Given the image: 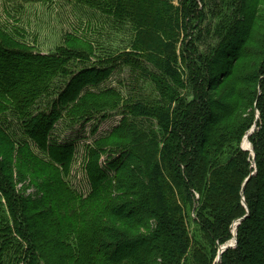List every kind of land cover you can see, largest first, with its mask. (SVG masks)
<instances>
[{"label": "trees", "instance_id": "16d2710c", "mask_svg": "<svg viewBox=\"0 0 264 264\" xmlns=\"http://www.w3.org/2000/svg\"><path fill=\"white\" fill-rule=\"evenodd\" d=\"M70 1L101 24L50 54L0 24V264H216L246 215L219 264H264V0ZM121 67L128 98L83 92ZM116 111L119 125L85 153L90 187L79 191L75 146L53 127ZM255 124L253 167L241 144Z\"/></svg>", "mask_w": 264, "mask_h": 264}, {"label": "rangeland", "instance_id": "374dc122", "mask_svg": "<svg viewBox=\"0 0 264 264\" xmlns=\"http://www.w3.org/2000/svg\"><path fill=\"white\" fill-rule=\"evenodd\" d=\"M100 16L101 14L95 16L92 12L81 9L75 2L70 0H58L48 4H24L22 6L12 0H0V24L23 29L26 32V40L35 47V50L43 54L53 53L64 42L67 34H74L77 31L84 32V29H88V24L93 23V21L99 20V24H101ZM87 32L91 33L89 35L91 40L100 44L104 42L106 48L111 47L112 50H118L127 46V42L123 43V41H127V38L121 36L120 33L101 36L97 31ZM74 67L75 70H79L82 65L75 64ZM94 79L96 80L95 83L87 86L83 92L86 90L101 91L107 88H115L120 90L126 98L130 95V83L133 82V78L131 79L129 68L121 67L111 75ZM62 82L64 81H56V86H59ZM135 83L142 95L150 94L152 85L147 80L140 79ZM49 101H51L50 98H43L37 105L38 109L46 110L49 107ZM122 118L121 112L116 111L110 113L107 119L98 117L88 123L80 122L76 125H71L68 121L62 120L54 125L51 137L61 141L60 143L71 141L75 146L76 157L69 180L75 189L87 192L90 187V178L84 169L85 153L88 147H93L96 140L110 133L119 125ZM215 118L218 119L217 116ZM245 137L242 141L243 147L247 141H245ZM248 141L251 144L249 139ZM250 154L253 157V152H250ZM106 159V156L102 158L104 166L107 163ZM21 187L20 184L19 188ZM233 240L228 243L233 244Z\"/></svg>", "mask_w": 264, "mask_h": 264}, {"label": "water", "instance_id": "95a60500", "mask_svg": "<svg viewBox=\"0 0 264 264\" xmlns=\"http://www.w3.org/2000/svg\"><path fill=\"white\" fill-rule=\"evenodd\" d=\"M255 131H256V126H254V127L251 129V131L246 135L245 138L251 137V136L255 133ZM242 149H243L244 151L253 152V160H254V164H255V153H254V150L252 149V151H250L249 149H245V148L243 147V144H242ZM253 166H254V165H253ZM254 174H255V172H253V173L251 174V176L246 180V182H245V184H244V187L246 186L247 182L250 180V178H251ZM247 216H248V215H246V216H244L243 218L237 220V221L232 225V226H236V234H235V237H233V238H235V243H234V244H231V242H230V243H228V244H226V245L220 247V249H219V253H218V257H217V261H216L217 263H219V262L221 261L222 255H223L227 250H229V249H234V248L237 247V233H238V227H239V225H240V224H241V223L247 218ZM232 233H233V232H232ZM233 236H234V235H233Z\"/></svg>", "mask_w": 264, "mask_h": 264}, {"label": "bare ground", "instance_id": "6f19581e", "mask_svg": "<svg viewBox=\"0 0 264 264\" xmlns=\"http://www.w3.org/2000/svg\"><path fill=\"white\" fill-rule=\"evenodd\" d=\"M248 138H249V137H248ZM250 151H251V150H250ZM233 227H234V226H233ZM233 227H232V228H233ZM235 227H236V226H235ZM235 234H236V232H235ZM233 239H234V240H233V244H234V243H235V238H233Z\"/></svg>", "mask_w": 264, "mask_h": 264}]
</instances>
